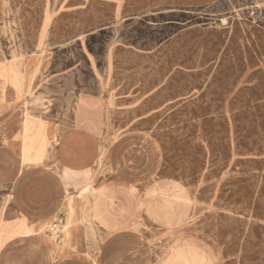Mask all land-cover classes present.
Instances as JSON below:
<instances>
[{"label":"rangeland","instance_id":"obj_1","mask_svg":"<svg viewBox=\"0 0 264 264\" xmlns=\"http://www.w3.org/2000/svg\"><path fill=\"white\" fill-rule=\"evenodd\" d=\"M97 91L101 153L118 141L127 164L114 174L102 160L67 185L71 199L85 207L110 183L113 210L131 208L118 239L149 264L178 252L264 264V0H0V94L43 153L58 136L31 114L59 123L63 111L70 127L77 97ZM77 220L95 242L93 218Z\"/></svg>","mask_w":264,"mask_h":264},{"label":"crops","instance_id":"obj_2","mask_svg":"<svg viewBox=\"0 0 264 264\" xmlns=\"http://www.w3.org/2000/svg\"><path fill=\"white\" fill-rule=\"evenodd\" d=\"M80 97L87 104L83 105L86 117L81 118L80 130H74ZM1 101L9 108L0 114V264H149L147 254L138 247L140 242L118 239L116 217L128 219L131 208L125 203L113 210L110 183L92 187L90 199L81 208L68 193L70 183H89L102 160L108 162L114 174H120L122 165L127 164L118 141L101 153L98 135L106 100L99 91L77 97L70 127L63 124V111L59 123L31 114L58 136L45 153L29 131L18 142L17 135L23 133V112L4 94H0ZM68 116L64 114L65 118ZM138 155L144 169L142 175H149L153 159L145 158L143 153ZM122 185L133 193L127 183ZM81 213L94 220L95 242L85 240L84 231L88 228L75 225ZM62 214L66 215L62 238L55 241L43 235L45 226ZM210 258V254L188 257L178 252L167 264H211Z\"/></svg>","mask_w":264,"mask_h":264},{"label":"built area","instance_id":"obj_3","mask_svg":"<svg viewBox=\"0 0 264 264\" xmlns=\"http://www.w3.org/2000/svg\"><path fill=\"white\" fill-rule=\"evenodd\" d=\"M65 218L64 216H58L55 220H53L47 229V233L55 240L59 241L63 236V228H64Z\"/></svg>","mask_w":264,"mask_h":264},{"label":"bare ground","instance_id":"obj_4","mask_svg":"<svg viewBox=\"0 0 264 264\" xmlns=\"http://www.w3.org/2000/svg\"><path fill=\"white\" fill-rule=\"evenodd\" d=\"M157 58V57H156ZM166 64V63H165ZM29 129H28V121L25 120V123H24V126H23V135H26L28 133ZM55 136V135H54ZM53 136V137H54ZM25 138V137H24ZM64 228H65V223H64ZM64 228H63V231H64ZM49 237V236H48ZM51 239H53L52 237H50ZM54 240V239H53Z\"/></svg>","mask_w":264,"mask_h":264}]
</instances>
